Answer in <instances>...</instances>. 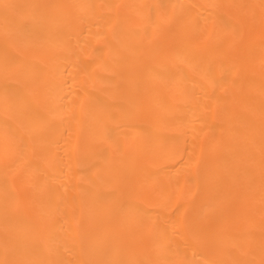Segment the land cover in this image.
<instances>
[{
    "label": "bare ground",
    "instance_id": "6f19581e",
    "mask_svg": "<svg viewBox=\"0 0 264 264\" xmlns=\"http://www.w3.org/2000/svg\"><path fill=\"white\" fill-rule=\"evenodd\" d=\"M0 264H264V0H0Z\"/></svg>",
    "mask_w": 264,
    "mask_h": 264
}]
</instances>
